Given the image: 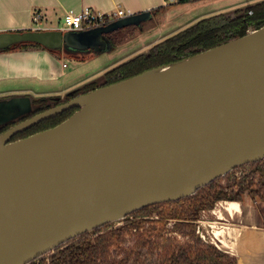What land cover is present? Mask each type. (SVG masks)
<instances>
[{"label": "water", "instance_id": "1", "mask_svg": "<svg viewBox=\"0 0 264 264\" xmlns=\"http://www.w3.org/2000/svg\"><path fill=\"white\" fill-rule=\"evenodd\" d=\"M262 3L219 15L246 18ZM150 18L133 15L83 32L0 33V51L37 44L58 55L105 52L104 36ZM151 50L64 95L0 96V131L51 107L0 135V264H30L76 237L191 197L264 159V25H248L243 37L107 85L108 74ZM74 108L59 126L13 142ZM247 201L218 203L201 235L226 252L230 222Z\"/></svg>", "mask_w": 264, "mask_h": 264}, {"label": "crops", "instance_id": "2", "mask_svg": "<svg viewBox=\"0 0 264 264\" xmlns=\"http://www.w3.org/2000/svg\"><path fill=\"white\" fill-rule=\"evenodd\" d=\"M258 1L261 0H197L180 4L181 6H167L164 0H0V33L60 30L62 27L58 25L64 21V16L68 11L80 12L87 7L104 13L124 10L127 13L129 12L131 16L149 13L151 18L144 21L139 27L131 26L119 30L123 31L122 34L127 33L129 28H135L138 31L142 30L143 24H148L156 18L164 20V22H159L157 26L152 27L155 32L144 35H147L145 42H147L148 46L146 48L149 47L151 49L158 43L171 38L201 20ZM223 2L225 5H223ZM214 5L219 7L209 13L207 11L204 12L207 6L212 7ZM174 7L178 8L176 10L178 14L173 16L176 19L175 23H173L175 20H173L171 15V9ZM181 8L186 14H181L179 10ZM197 12L201 13L196 14ZM36 15H40L37 23L34 21ZM179 15H183L186 19ZM180 18L183 19L180 21ZM158 26L164 27V29L160 31ZM135 29H132V31ZM114 33L103 38L108 43V49L105 52H75L77 53L76 56L67 55L65 52L62 55H56L41 49L0 52V96L13 94L64 95L66 92L79 87L76 86L79 83L66 88L64 79L69 74L70 67L63 63V60L71 59L78 63L89 62L102 54H109L112 57L115 52L120 50L117 60H114L112 64L105 65L95 75L104 74L130 59L132 55L125 54L126 50L124 48L127 47V43L119 44L117 47L111 44L108 37ZM159 34L161 36L157 37ZM144 36L139 35L137 39ZM165 37L166 39H164ZM59 81H62L64 86L40 92L35 91L33 86L26 84L28 82L46 84ZM74 86L76 87L74 88ZM249 200L246 208L240 207L239 212L233 216L234 222H230L233 229H230V232L225 235V251L236 258L238 264H264V203L255 205L252 200ZM223 216L224 218L229 217L226 210L223 211ZM207 220L210 223L214 221L211 212L208 213Z\"/></svg>", "mask_w": 264, "mask_h": 264}, {"label": "flooded vegetation", "instance_id": "3", "mask_svg": "<svg viewBox=\"0 0 264 264\" xmlns=\"http://www.w3.org/2000/svg\"><path fill=\"white\" fill-rule=\"evenodd\" d=\"M142 26L139 31L132 28L136 35L144 36L153 32L149 23ZM122 32L118 31L108 39L112 42V37L117 41L118 34ZM155 54L152 53L150 59ZM61 105L63 103L57 104ZM50 109L51 107L39 110L19 123ZM76 109L68 110L52 119ZM17 124L2 129L0 135ZM247 198L255 205L264 203V159L233 169L199 189L191 197L145 207L133 212L118 224L105 225L76 237L30 264H51L52 257L58 251L70 249L77 242H88L90 246L97 248L92 258H79L81 262L91 259L94 261L92 264H238L236 258L213 246L206 236L201 235V225L205 224V228H210L207 215L218 203H238ZM85 250L88 249H83Z\"/></svg>", "mask_w": 264, "mask_h": 264}, {"label": "trees", "instance_id": "4", "mask_svg": "<svg viewBox=\"0 0 264 264\" xmlns=\"http://www.w3.org/2000/svg\"><path fill=\"white\" fill-rule=\"evenodd\" d=\"M248 13L249 14L246 16V18H226L223 15H218L198 22L194 26H191L179 34L157 44L152 48L149 56H141L108 74L107 85L110 86L140 75L146 71L182 61L184 59L196 56L203 51L214 49L220 44H223L231 39L243 37L246 34L248 25H255L258 27L264 25V3L257 5L253 9L249 10ZM111 39V44L114 47H117L119 45V40L116 41L112 37ZM29 49L47 50L37 44H22L0 52H11L17 50L27 51ZM49 52L57 55V52ZM64 52L67 55L76 56L77 54L75 52L68 51L67 49H65ZM152 53L156 54L150 59ZM77 111V109L73 110L72 112L65 113L57 119H52L35 126L26 133L15 137L13 142L57 127L72 117ZM83 249L88 250L83 251ZM96 251L97 248L90 246L88 242L73 243L70 246V249L66 248L64 250L58 251V253L52 257L51 264H92L94 261L91 259L81 262L79 258H92L93 253ZM100 252L101 251H99V253ZM102 253H104V251H102Z\"/></svg>", "mask_w": 264, "mask_h": 264}, {"label": "rangeland", "instance_id": "5", "mask_svg": "<svg viewBox=\"0 0 264 264\" xmlns=\"http://www.w3.org/2000/svg\"><path fill=\"white\" fill-rule=\"evenodd\" d=\"M255 3V2H254ZM180 5V4H179ZM223 5L224 2H223ZM181 6V5H180ZM179 6V7H180ZM219 6H212V7H208L207 6V9L204 10V12L207 11V13L211 12L212 10L218 8ZM176 10H178L177 7H174L171 9V15L172 17L175 16L176 14ZM181 11V14H186L185 12L182 11V8L179 9ZM183 12V13H182ZM198 13H201V12H197L196 14ZM181 16V15H179ZM181 17L184 18V16L182 15ZM183 18H180V21L183 19ZM186 19V18H184ZM160 20V21H158ZM173 20H175L173 23L176 22V19L175 17H173ZM159 22H164V20H161V18H156L155 20L151 21L149 24H150V29L154 26H157L159 24ZM196 24V23H195ZM194 25V24H193ZM191 25V26H193ZM59 27H62L63 26V22L59 23L58 25ZM191 26L187 27V28H190ZM146 27H148V25H146ZM158 28H160V31H162L164 29V27H160L158 26ZM155 32V31H153ZM157 33V32H156ZM132 35V36H131ZM135 33L134 31H132V28H129L127 29V33H124V34H120L119 36V44H123V43H127L126 46L124 49L126 50L125 54H132L130 58L138 55L139 53H145L147 50H149V47L146 48L147 45V42H145L146 40V36H144L143 38H138L137 37L139 35H136L135 37ZM141 36V35H140ZM161 35L159 34V36L157 37H160ZM166 39V37L164 38ZM162 39V40H164ZM133 40V41H132ZM160 42V41H158ZM120 51V50H119ZM118 51V52H119ZM118 52H115L113 55L114 56H110L109 54H102L100 56H98L95 60L93 61H85V62H82V63H78L74 60H71V59H65L63 60V63L67 64V66L70 67V70H69V74L65 77L64 79V85L67 87L69 86H73L77 83L76 86H80L88 81H90V79L92 80L94 77L98 76L99 74L95 75L97 72H99L105 65L107 64H112L113 61L117 60V55H118ZM127 59V58H126ZM125 60V59H124ZM118 65V64H116ZM30 86H33L35 91L37 92H40V91H47V89H57V88H60L62 87L63 85V82L62 81H59V82H55V83H37V82H28L26 83ZM63 85V86H64ZM74 86V88L76 87ZM73 88V87H72ZM71 90V89H70ZM35 96H54V95H48V94H34ZM248 199V198H247Z\"/></svg>", "mask_w": 264, "mask_h": 264}, {"label": "built area", "instance_id": "6", "mask_svg": "<svg viewBox=\"0 0 264 264\" xmlns=\"http://www.w3.org/2000/svg\"><path fill=\"white\" fill-rule=\"evenodd\" d=\"M167 6L179 5L184 2H192L197 0H164ZM131 16L124 10H118L113 13H104L93 8H84L80 12L68 11L64 16L63 26L60 29L63 32H83L92 29L105 27L118 19ZM40 19V15L34 18L35 23Z\"/></svg>", "mask_w": 264, "mask_h": 264}]
</instances>
